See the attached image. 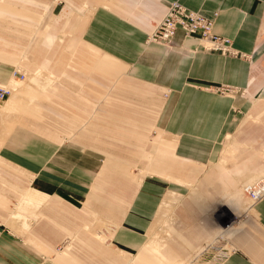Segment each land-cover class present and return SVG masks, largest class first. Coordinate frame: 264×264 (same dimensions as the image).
<instances>
[{"label":"crops","instance_id":"crops-1","mask_svg":"<svg viewBox=\"0 0 264 264\" xmlns=\"http://www.w3.org/2000/svg\"><path fill=\"white\" fill-rule=\"evenodd\" d=\"M173 2L214 18V32L230 39L236 50L251 55V62L201 49L195 52L198 42L186 38L181 29L173 38L172 46L147 43L148 35L164 19L167 7ZM117 3L120 7H93L92 12L96 10L83 34L87 44L105 53L101 62L104 71L119 76L124 73L122 65L127 67L126 83L113 86L114 123H118L120 110L124 107L123 94H129L132 103L139 97L137 94L145 90L140 87L151 89L154 94L165 93L166 101L160 108L156 126H153L159 133V138L153 140L158 155L149 156V162L162 166L161 161L168 153L183 162L207 164L216 161L224 140L230 139L238 129L242 114L251 109L264 111L263 105L246 98L251 93L264 98V0H119ZM0 7L4 8L2 4ZM137 7L143 11L134 12ZM47 40L52 42L54 37L47 35ZM0 56L3 57L0 66H14L16 63L7 61L8 54L3 51ZM16 68L20 70L18 66ZM39 71L33 75L36 76L32 82L37 79ZM8 74L11 73L4 76ZM8 80L0 79V86L10 87L13 91L19 89L17 84L23 85L12 76L9 84L2 86ZM48 80L50 82V78ZM97 82L94 86L83 88L82 85L83 89L72 86L71 91H67L71 93V99L67 100L71 107H67H79L80 101L83 109L97 108L101 119L106 108L102 101L106 85L100 84L99 77ZM221 85L234 86L245 93L233 98L210 90ZM27 89L33 98L35 90L32 87ZM79 93L81 99L77 96ZM30 108L35 114L39 113L38 107ZM253 111L247 119L256 121L259 115L255 117ZM1 149L7 160L22 166L18 169L35 180L28 189L14 182L26 190L11 185L22 193L20 201V194L12 204L5 193L0 196V264H59L38 248L55 253L76 235L86 240L93 254L101 255L102 245L94 240L95 233L98 242H107V247L119 250L127 264L143 254L151 259L148 264L185 263L186 259L173 258L164 250L168 246L166 241L160 247L151 239L148 241L149 230L165 197L169 193L177 195L174 191L165 194L169 182L177 187H192L190 181L173 174L172 169L163 165L158 170H151L164 178L151 175L142 176L135 183L121 181L119 175H126L127 169L122 163H116L121 160L120 156L116 155L115 162L109 165L111 160L107 162L105 154L97 149L74 141L59 144L52 137L20 126L8 136ZM255 160L256 155L229 172L216 168V172L205 180L210 181L208 187L216 184L217 191L225 198L217 209L222 206L235 212L242 207L243 185L246 192L248 186L264 177V165H256ZM0 161H4L1 156ZM104 168H109V177L100 180ZM189 171L196 174L199 170L191 167ZM123 188L126 191L123 192ZM130 188L134 189L132 194L127 191ZM123 198H127L124 209ZM247 214L259 218L264 231V200L256 206L253 204ZM100 223L108 227V233L92 227ZM22 225L31 232L29 242L16 232L22 229ZM90 229L92 232L88 233ZM244 244L246 249L230 253L225 264H264V245ZM202 249L199 248L198 253H202ZM70 250L67 247L57 255L61 264H79ZM153 250L160 252L158 258L148 253Z\"/></svg>","mask_w":264,"mask_h":264},{"label":"rangeland","instance_id":"rangeland-1","mask_svg":"<svg viewBox=\"0 0 264 264\" xmlns=\"http://www.w3.org/2000/svg\"><path fill=\"white\" fill-rule=\"evenodd\" d=\"M118 1L59 0L56 2L55 0H0V4L4 6V8L0 7V51L8 54L5 57L7 61L16 62L14 66L8 64L0 66L2 68L0 69V79H9L2 86L9 84L13 76L12 73L17 70L16 66H18L21 72L26 74V79L21 81L23 82V87L28 88L29 85V87L35 90L33 98L30 95H24L25 99L23 97L16 110L17 113L13 111L16 113V117H14V113H12L13 115L9 113L2 116L5 118H3L4 120H7L6 118L11 119L10 121L8 120L10 123H5L7 126H4V122L6 121L1 117L4 122L2 123L0 119V123H2L0 127L3 126L0 129V133H3V130L7 131L10 125L14 129L20 126L52 137L59 144L69 141L80 142L103 152L105 154L104 157L107 158V162L109 159L111 160L109 165L115 162L114 158H117L116 155H118L121 160L118 159L116 163H122L127 169L126 175L116 173L119 175L121 181L135 183L136 179L151 175L164 178V176L153 174L151 171L152 169L158 170L163 165L172 169L171 172L173 174L180 175L188 182L190 181L192 184L190 188L177 187L169 182L170 187L166 190L165 194L174 191L179 198L177 205L163 221L161 220L157 223L154 220L155 229L153 228L154 231H151L153 222L149 230L151 234L149 235L148 233V241H150L152 236L158 235L162 237L159 238L166 241L168 245L164 250L170 252L173 258L186 259L184 264H193L194 262L209 264L208 262L212 259L215 261V257L218 255L246 249L244 243L255 246L264 245V231L260 225L259 218L257 220L253 215L247 214L253 202L244 191L245 185H243L241 197L242 207L237 209V216L234 210L230 212L226 208H223L221 216L216 215L215 211L219 203L225 200V198L217 191L216 184L208 187L207 183H210V181L205 182L206 179L216 172V168H224L225 172H229L255 155L256 165H264V111L261 113L259 109L254 111L251 109L250 112L242 114L238 129L231 135L230 139L226 138L224 140L219 158L214 162L199 164L190 161L183 162L180 159H176V161L170 153L161 161L162 166L149 162V156L158 155L153 140L154 138H159V133L153 126H156L158 113L162 104L166 101L165 93L159 94L156 92L154 94L151 92V89L140 87V90H145L137 94L139 97L134 99L132 103V98H129V94H123L122 103L124 107L120 110L121 116L117 119L118 123L115 124L113 117V86L115 84L120 86L126 83L127 67L121 64L124 73H119V76H115L113 72L108 73L104 71L101 68V62L105 57V53L93 48L83 39L85 26L96 10L94 9L92 12V8H97L99 5L110 7L115 5L114 7L117 8L120 7L117 3ZM121 11L126 12L124 8H121ZM138 11L140 13L143 9L137 7L134 10V12ZM87 19L88 21L84 25V21ZM47 35L53 36L54 40L49 42ZM147 43H149L148 38ZM198 49H201L203 52L214 53L209 52L199 44L195 52ZM237 51L239 55L225 57L251 62L253 58L251 55L239 50ZM0 58L3 57L0 56ZM38 70H40V75L36 77L38 82L31 83V79L35 78L33 75ZM7 72L11 74L4 76ZM98 77L100 78V84L106 85L105 98H102L106 108L103 110L105 114L102 115L101 119L98 118L97 108L83 109L81 108L82 102L80 101L78 103L80 108L76 105L74 108L67 107L71 104L67 103V100L71 99V93H67V91H71L72 86L81 89L82 85L83 88L88 85H97ZM48 78H50V82ZM48 83L49 86H47ZM44 86L48 88L44 89ZM210 90L222 96L233 98L245 93L241 92L237 87L229 85L217 86ZM80 95V93L77 94L81 99ZM9 98L10 96L4 102H1L0 106H3ZM246 98L264 107V102H262L264 98H258L255 93L247 94ZM135 100L138 101V104L135 103ZM30 107H38L39 113L35 114L34 111L30 110ZM252 111L255 117L259 115L258 120L247 119ZM227 150H230V152H226ZM232 150L233 153L231 154ZM2 153L3 149L0 150V156L4 160L3 162L0 161V196H2V193H5L9 198L10 204H12L19 197V194L20 201L22 193L11 185L19 187L18 184L14 183L18 182L20 186H25L28 189V187L31 188L34 185L35 178L27 172L18 169L23 167L13 164ZM128 165L130 168H128ZM191 167L197 168L199 170L198 173L192 174L189 171ZM174 168L182 169V171L185 168L186 170L182 172ZM108 177L109 168H104L99 179L105 180ZM133 190V188L127 189V191H130V194H132ZM122 191L124 192L126 189L123 188ZM123 200L125 201L122 204L124 209L127 205V198H123ZM0 205L2 204L0 203ZM172 215L173 219H171ZM167 220L172 221L168 223ZM228 225L233 226L232 228L235 231L232 230L227 234L224 233V228L227 229ZM92 227L97 231L105 230L106 233L109 232L108 227L103 223ZM164 229L167 233H164ZM222 229L223 231H221ZM158 230L159 233H161L160 231L163 232L161 233L162 235H159ZM16 232L25 236L23 239L29 242L28 240L31 237L30 230L26 231L22 225V229ZM91 232L90 229L88 233ZM95 234L93 236L94 240L102 245L103 252L101 255L97 253L93 254L90 251L92 248L80 235L71 236L67 240L69 242L64 244L55 253L48 252L44 248L35 247L48 258L53 259L54 257V260L59 264L61 263L57 255L64 252L67 247L71 248L72 257L79 264H127V261L121 257L119 250L116 251L111 247H107V242H98L97 235ZM166 234L165 238L163 235ZM201 247L204 251L198 255L197 250ZM148 253L157 258L160 256V252H157V250L148 251ZM188 260H192V262L188 263ZM150 261L149 256L143 254L141 258L137 256V260L130 264H148Z\"/></svg>","mask_w":264,"mask_h":264},{"label":"built area","instance_id":"built-area-1","mask_svg":"<svg viewBox=\"0 0 264 264\" xmlns=\"http://www.w3.org/2000/svg\"><path fill=\"white\" fill-rule=\"evenodd\" d=\"M217 16V14L215 15ZM183 30L186 38L198 41L209 52L219 53L224 56H237L239 52L234 48L230 39L217 35L214 32V18L202 15L200 12L190 10L179 2H173L160 22L157 29L148 36L149 43H162L171 46L178 30ZM15 80H24L26 74L15 70ZM11 95L10 87L0 86V103ZM254 205L264 200V179L251 186L245 192ZM230 253L221 254L210 260L209 264H225Z\"/></svg>","mask_w":264,"mask_h":264},{"label":"bare ground","instance_id":"bare-ground-1","mask_svg":"<svg viewBox=\"0 0 264 264\" xmlns=\"http://www.w3.org/2000/svg\"><path fill=\"white\" fill-rule=\"evenodd\" d=\"M198 42V41H197ZM40 74H38L37 76H39ZM36 76V75H35ZM30 78V77H29ZM42 78V77H41ZM25 79H26V77H25ZM32 80L34 81V79H31V83H32ZM19 81V80H18ZM22 81V80H21ZM36 82H37V79L35 80ZM41 81V80H40ZM29 82V81H28ZM27 82V83H28ZM29 84H30V82H29ZM28 85V84H27ZM26 85V86H27ZM30 85H32V84H30ZM17 86H18V88L19 89H17V90H13L12 91V89H11V96H10V98L5 102V104L3 105V106H0V119H1V117L2 116H4V115H6V114H9V113H14L17 109H18V105H19V103L22 101V99H23V97H24V99H25V96L26 95H29V93H27L28 92V89L26 88V87H23V85H19V84H17ZM24 86H25V84H24ZM28 88H29V85H28ZM27 89V90H26ZM25 95V96H24ZM5 101V100H4ZM3 101V102H4ZM14 111V112H13ZM16 113H17V111H16ZM16 113H14V117H16L15 116V114ZM10 114V115H11ZM13 115V114H12ZM17 116H18V114H17ZM5 117H8V116H5ZM4 117H2V119H3ZM10 118V117H9ZM12 118V117H11ZM2 119H1V122L3 123L4 121H6V122H4V124L6 123V124H8V123H10L9 121L11 120H9L8 118H6L7 120H4V121H2ZM9 120V121H8ZM13 120V119H12ZM8 121V122H7ZM14 122V121H13ZM2 123H0V125L2 124ZM12 123V122H11ZM4 125V126H7V125ZM9 126V125H8ZM2 128H3V126H1ZM1 127H0V129H1ZM13 127V126H12ZM11 127V125H10V127H8V130L7 131H5V130H3L4 132L3 133H0V150H1V148L3 147V145H4V143L6 142V140H7V138H8V136L11 134V132H12V130H13V128ZM6 128V127H5ZM4 128V129H5ZM7 129V128H6ZM264 179V177L263 178H261L260 180H263ZM259 180V181H260ZM258 182V181H257ZM235 196V195H234ZM234 198V197H233ZM235 199V198H234ZM178 200H179V198H178V196L177 195H174V194H172V193H169L166 197H165V199H164V201H163V203H162V205H161V207H160V209H159V211H158V214H157V216H156V218H155V221H157V223H159V221H163L164 219H166V217H168V215L172 212V210L174 209V207H176L175 205L177 204V202H178ZM233 201V200H232ZM237 201H240V199L238 200L237 199ZM262 202V201H261ZM259 204V203H258ZM222 206H219V208L215 211L216 212V215H221L222 216V214H223V208H221ZM229 207V206H228ZM252 207H253V205H252ZM228 210H229V208H227ZM214 211V210H213ZM253 210H251V212H252ZM236 212H237V210H235V215H236ZM233 213V212H232ZM171 216V215H170ZM169 216V217H170ZM237 216V215H236ZM239 216V215H238ZM227 217V216H226ZM171 218V217H170ZM169 219V218H168ZM171 219H173V215H172V218ZM220 219V218H219ZM172 221V220H171ZM170 220H167V222L168 223H170L171 222ZM232 222V221H231ZM156 223V224H157ZM161 223V222H160ZM165 223V222H164ZM230 223V222H229ZM163 224V223H162ZM164 225V224H163ZM165 225H167V224H165ZM171 225V224H170ZM155 222H154V224H153V226H152V230L151 231H154V229H155ZM158 226V225H157ZM156 226V227H157ZM160 227V226H159ZM223 227V226H222ZM232 227L233 226H229L228 225V228L227 229H225L224 228V233H229L230 231H231V229H232ZM154 228V229H153ZM161 228H163L162 226H161ZM165 228V227H164ZM167 228H168V226H167ZM157 229H159L158 227H157ZM160 230V229H159ZM159 230H158V233H159ZM157 231V230H156ZM164 231V233L166 232L167 233V231H165V229L163 230ZM221 231H223V229L221 230ZM161 233H163L162 231H160ZM154 233V232H153ZM152 233V234H153ZM161 233H159V235L161 234ZM151 233H149V235H150ZM156 234H157V232H156ZM221 234V233H220ZM219 234V235H220ZM154 235H155V233H154ZM162 235V234H161ZM218 235V236H219ZM164 237L165 236H167V234L166 235H163ZM217 236V237H218ZM222 236H224V235H222ZM151 237V236H150ZM160 236H158V235H156L155 237L154 236H152V238H151V242L155 245V246H157V247H160V246H162V244L165 242V241H163V240H161L160 238H162V237H160ZM219 237H221V236H219ZM218 237V238H219ZM166 238V237H165ZM222 238V237H221ZM164 239V238H163ZM228 239H229V237H228ZM225 240V239H224ZM227 241V240H226ZM216 243V242H215ZM213 245H214V243H212ZM213 245H211V246H213ZM212 248V247H211ZM202 250H204V249H202ZM207 250V249H206ZM209 250V249H208ZM203 252V251H202ZM199 254H201V252H199L198 253V255Z\"/></svg>","mask_w":264,"mask_h":264}]
</instances>
